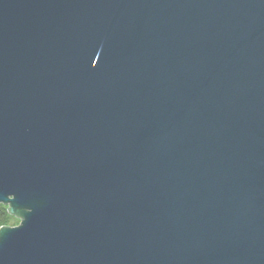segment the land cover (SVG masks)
<instances>
[{
	"label": "water",
	"instance_id": "obj_1",
	"mask_svg": "<svg viewBox=\"0 0 264 264\" xmlns=\"http://www.w3.org/2000/svg\"><path fill=\"white\" fill-rule=\"evenodd\" d=\"M0 264H264V0H0Z\"/></svg>",
	"mask_w": 264,
	"mask_h": 264
},
{
	"label": "trees",
	"instance_id": "obj_2",
	"mask_svg": "<svg viewBox=\"0 0 264 264\" xmlns=\"http://www.w3.org/2000/svg\"><path fill=\"white\" fill-rule=\"evenodd\" d=\"M20 221V218L10 213L8 205L0 204V229L7 226H16Z\"/></svg>",
	"mask_w": 264,
	"mask_h": 264
},
{
	"label": "rangeland",
	"instance_id": "obj_3",
	"mask_svg": "<svg viewBox=\"0 0 264 264\" xmlns=\"http://www.w3.org/2000/svg\"><path fill=\"white\" fill-rule=\"evenodd\" d=\"M20 222H21V221H20ZM19 224H20V223H19ZM19 224H17V225H19ZM17 225H16V226H17Z\"/></svg>",
	"mask_w": 264,
	"mask_h": 264
}]
</instances>
